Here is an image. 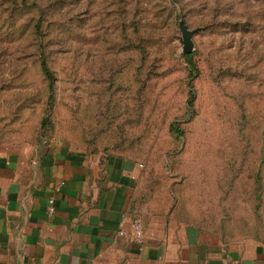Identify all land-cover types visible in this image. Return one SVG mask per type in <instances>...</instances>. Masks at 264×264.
<instances>
[{"label": "rangeland", "instance_id": "rangeland-1", "mask_svg": "<svg viewBox=\"0 0 264 264\" xmlns=\"http://www.w3.org/2000/svg\"><path fill=\"white\" fill-rule=\"evenodd\" d=\"M58 140L141 163L228 240L264 237V0H0V152Z\"/></svg>", "mask_w": 264, "mask_h": 264}, {"label": "crops", "instance_id": "crops-1", "mask_svg": "<svg viewBox=\"0 0 264 264\" xmlns=\"http://www.w3.org/2000/svg\"><path fill=\"white\" fill-rule=\"evenodd\" d=\"M142 177L130 157L66 140L0 152V264H264V237L228 240L176 215L171 196L148 204Z\"/></svg>", "mask_w": 264, "mask_h": 264}, {"label": "trees", "instance_id": "trees-1", "mask_svg": "<svg viewBox=\"0 0 264 264\" xmlns=\"http://www.w3.org/2000/svg\"><path fill=\"white\" fill-rule=\"evenodd\" d=\"M43 69H44V71H45V73L49 76V75H51V72H50V70H49V68H48V66H47V64H46V62H43ZM145 177H146V174H145V171H143V177H142V185L144 186V190H145V200H146V202L149 204V203H152V202H157V203H163V202H165L167 199V197L168 198H170V196L172 197V199H175L174 197V194H173V192H170V194L167 192V193H165V194H167L165 197H161V195L160 194H162V192L161 193H156V192H154V191H152V190H150L148 187H146L145 185H144V182H145ZM157 194H158V196H157ZM160 200H163V201H160ZM156 203V204H157ZM179 205H180V202L176 205V206H174V205H172V210L171 211H173V210H175L176 211V215H179L180 217H184V216H182V214H181V211H180V207H179ZM185 219H186V217H184Z\"/></svg>", "mask_w": 264, "mask_h": 264}, {"label": "built area", "instance_id": "built-area-1", "mask_svg": "<svg viewBox=\"0 0 264 264\" xmlns=\"http://www.w3.org/2000/svg\"><path fill=\"white\" fill-rule=\"evenodd\" d=\"M50 202L53 203L54 199L51 198ZM53 211H54V207L51 206L50 207V212H53ZM133 228L135 230V238H134L135 241H137L138 243H142L143 240H144V231H143V226H142L141 219L139 217H134V219H133ZM119 233L121 235H127L128 231L125 230V229H122V230L119 231Z\"/></svg>", "mask_w": 264, "mask_h": 264}, {"label": "water", "instance_id": "water-1", "mask_svg": "<svg viewBox=\"0 0 264 264\" xmlns=\"http://www.w3.org/2000/svg\"><path fill=\"white\" fill-rule=\"evenodd\" d=\"M181 29L183 32V49L185 52H190L193 48L192 34L194 30H190L186 24H181Z\"/></svg>", "mask_w": 264, "mask_h": 264}]
</instances>
